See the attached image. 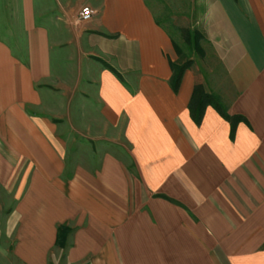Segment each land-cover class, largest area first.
Segmentation results:
<instances>
[{
	"label": "crops",
	"instance_id": "crops-1",
	"mask_svg": "<svg viewBox=\"0 0 264 264\" xmlns=\"http://www.w3.org/2000/svg\"><path fill=\"white\" fill-rule=\"evenodd\" d=\"M194 5L227 75L216 93L249 123L233 140L211 106L191 119L192 69L173 91L177 54L145 0H0V194L16 173L1 136L32 160L1 264H264V0ZM82 138L101 154L63 177Z\"/></svg>",
	"mask_w": 264,
	"mask_h": 264
},
{
	"label": "rangeland",
	"instance_id": "rangeland-1",
	"mask_svg": "<svg viewBox=\"0 0 264 264\" xmlns=\"http://www.w3.org/2000/svg\"><path fill=\"white\" fill-rule=\"evenodd\" d=\"M155 17L159 19L163 26L172 35L178 44L181 54L176 56L175 62L189 61V68L195 72L196 83L203 85L206 91L216 93L221 88L227 87L228 79L223 65L211 44L204 40L200 41L199 48H194L190 53L187 51L183 38L187 34V30L196 28L203 33L199 24H197L198 11L195 8L194 0H145ZM204 34V33H203ZM217 94V93H216ZM58 102V101H57ZM59 105V102L56 103ZM28 112L36 113L26 108ZM37 114V113H36ZM54 121H57L56 119ZM3 147V178L9 176V170L6 169L5 161H9L16 173L10 183L2 184L0 194V240L7 245H11L12 237L7 233L5 216L8 210L14 205L17 197L25 190L32 169V160L25 153H14L10 151L6 144V137L1 136ZM78 142L86 145L91 144L92 147H77L78 143L68 147L65 154V169L63 177L71 174L73 165L80 160L85 159L97 161L100 151L95 143H89L84 138ZM110 148V147H109ZM117 155L125 158L127 162L130 159L127 153L121 147H111ZM17 196V197H15ZM17 264H22L15 260ZM1 264V263H0Z\"/></svg>",
	"mask_w": 264,
	"mask_h": 264
},
{
	"label": "trees",
	"instance_id": "trees-1",
	"mask_svg": "<svg viewBox=\"0 0 264 264\" xmlns=\"http://www.w3.org/2000/svg\"><path fill=\"white\" fill-rule=\"evenodd\" d=\"M154 18L156 24L162 27L163 29H165V31L168 33L171 42L173 44V47L175 49V52L177 56H179L181 54V50L178 44L176 43L172 35L168 32L166 27L163 26L162 22L159 19H157L155 15ZM201 40H204L210 44V42L207 40L204 34L200 32L198 29L193 28L187 30V34L183 38V43L186 45L188 53H190L196 47L199 48ZM102 63L105 68L109 69L121 82H123L121 73H119L110 64L104 61H102ZM169 64L171 66V69L173 70V75L171 78V87L173 91L176 92L179 88L182 75L184 71L187 68H189L190 62L169 61ZM207 106H211L213 109H215L218 112V114L229 123L230 126L229 138L231 140L234 139L236 127L240 122H244L247 125H249L247 119L243 115L230 114L227 109V104L222 101V99L218 94L210 91H206L202 84L195 83L187 105L189 110V115L195 124L199 125L201 123L204 110ZM70 231H71V227L68 225L67 222H62L57 224V232H56V240H55L56 244L60 246H65L67 244V237Z\"/></svg>",
	"mask_w": 264,
	"mask_h": 264
},
{
	"label": "built area",
	"instance_id": "built-area-1",
	"mask_svg": "<svg viewBox=\"0 0 264 264\" xmlns=\"http://www.w3.org/2000/svg\"><path fill=\"white\" fill-rule=\"evenodd\" d=\"M93 14V11L89 9L88 7H83L81 11L79 12V19L80 20H87L91 17Z\"/></svg>",
	"mask_w": 264,
	"mask_h": 264
}]
</instances>
